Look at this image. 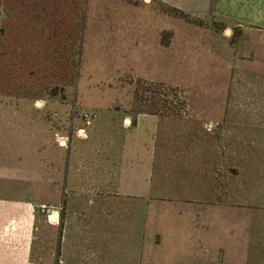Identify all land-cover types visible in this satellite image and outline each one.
I'll return each mask as SVG.
<instances>
[{"label":"rangeland","instance_id":"1","mask_svg":"<svg viewBox=\"0 0 264 264\" xmlns=\"http://www.w3.org/2000/svg\"><path fill=\"white\" fill-rule=\"evenodd\" d=\"M185 1L0 0V140L7 150L15 140L14 163H0V201L43 204L58 214L51 222L36 215V263L44 251V261L58 264L57 231L46 226L63 215L56 170L30 161L40 129L48 126L58 145L65 118L67 146L81 148L115 117L146 114L159 117L153 189L172 203L177 193L193 202L169 208L167 219L180 228L174 238L191 239L193 248L182 241L161 255L149 230L138 264H264V232L255 226L264 214L243 212L242 230L234 231L228 201L218 194L234 163L236 114L249 110V59L259 39L250 34L255 30L186 9ZM207 188L208 207L201 196ZM82 203L86 218L73 216L74 202L67 222L89 223ZM138 249L130 248L131 264Z\"/></svg>","mask_w":264,"mask_h":264},{"label":"crops","instance_id":"2","mask_svg":"<svg viewBox=\"0 0 264 264\" xmlns=\"http://www.w3.org/2000/svg\"><path fill=\"white\" fill-rule=\"evenodd\" d=\"M174 1L179 5L182 0ZM185 2L186 9L203 17L215 19L228 27L255 30L250 34L259 39L249 59V110L236 114L232 140L234 163L232 171L224 173L226 177L218 188L219 198L227 200L225 205L232 211L233 230L241 231L243 212L249 216L264 214V43L261 42L264 41V0ZM240 62L244 61L241 59ZM61 121L58 145L51 143V131L44 125L41 132L38 131L41 140L35 139L28 151L32 153L31 163H47L48 171L51 165L56 170L57 195L62 203L63 215L60 224L46 228H56L58 264H131L130 248L135 247L139 251L134 254L137 260L132 262L138 264L144 261L145 253L141 247H146L149 230L153 232V247L159 249L161 255L165 251L160 249L164 247L180 248L183 243L185 248L192 247L187 243L191 239L179 241L174 238V233L176 235L180 228L168 227L167 219L169 208L177 206V212L186 206V210L187 204L194 206L193 202H184L186 200L177 193L178 200L172 203L163 193L156 194L153 189L158 116L143 114L122 121L115 117L105 129L90 133L89 139L80 143L81 148L72 143L67 146L66 120L63 118ZM73 122L76 125L75 119ZM69 131L73 132L74 127ZM13 140L10 139V150L3 147L0 140V163H14ZM201 196L208 207V188L205 193L201 192ZM74 202L73 216L79 215L83 219L87 213L79 205L87 202L88 224L67 222L71 221L66 216ZM39 206L31 202L13 204L0 201V264H49L43 259L44 251L40 263L35 262L36 258L31 253L37 230L36 215H41ZM219 206L226 209L224 204ZM189 224L190 230H193V218ZM255 226L258 232H264V224ZM167 231L172 232L169 234L172 241L165 239Z\"/></svg>","mask_w":264,"mask_h":264},{"label":"built area","instance_id":"3","mask_svg":"<svg viewBox=\"0 0 264 264\" xmlns=\"http://www.w3.org/2000/svg\"><path fill=\"white\" fill-rule=\"evenodd\" d=\"M39 212L42 216H44L48 220V222H51V220H54L53 216L55 215L58 216L57 213H51L49 209L44 205L39 206Z\"/></svg>","mask_w":264,"mask_h":264}]
</instances>
